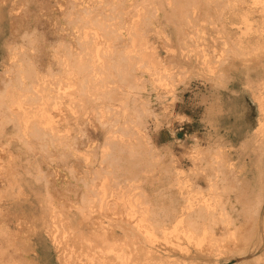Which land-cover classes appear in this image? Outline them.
Wrapping results in <instances>:
<instances>
[{
  "label": "rangeland",
  "instance_id": "374dc122",
  "mask_svg": "<svg viewBox=\"0 0 264 264\" xmlns=\"http://www.w3.org/2000/svg\"><path fill=\"white\" fill-rule=\"evenodd\" d=\"M124 1L126 5L120 13ZM74 8L121 21L126 27L132 26L137 13L145 16L152 12L149 24L146 20L142 24L148 27L143 45H149L143 55L153 74L147 68L137 69L139 86L127 88L126 102L121 95L110 97L102 93L104 81L97 75L98 65H87L88 70L77 65V52L85 43L78 38L77 26L85 24L84 30L95 27L101 33L102 29L92 21L75 18L77 14L70 16ZM246 11L241 0H0V264H19L24 259L33 264H65L72 259L73 241L63 232L56 241L48 230L52 218L57 220V212L63 216L65 211L63 220L71 229L82 227L80 230L86 234L93 233L92 225L82 224L76 212L72 191L75 168L85 172L88 184L102 185L106 179L113 186L107 190V194L111 193L108 199L116 198L112 194L115 190L126 200L134 195L150 200V207L163 210L162 218L174 215L179 207L176 182L184 175L210 201L217 195L224 200L231 196L232 192L225 190V176H231L232 171L239 181L247 179L251 191L257 190L255 151L264 140V113L256 97L264 96V65H244L240 50H230L244 40L242 17ZM254 14L252 19L258 27L261 19ZM104 39L100 37L99 41L105 43ZM32 47L33 60L25 64L30 66L31 75L23 76L11 57ZM232 61L234 65L230 64ZM46 78H57L58 87L64 81L72 85L68 94L58 96L60 108L51 107L50 111L55 114V133L79 141L81 149L91 155L84 164L73 155L64 157L63 146H57L55 141L50 148L39 134L31 132L25 138L20 126L23 117L13 115L18 103L22 106L25 101L29 104L21 109L30 112L32 120L39 117L35 112L46 104L39 99L24 100L20 93L24 87L37 86ZM88 82L101 96L86 93ZM136 98L147 108L141 116L145 124L141 132L148 135L141 147L122 116L125 113L130 120L138 113ZM40 130L43 136L53 138V133ZM132 147L137 149L133 157L142 158L140 154L144 153L148 164L142 171L137 164H126ZM118 156L122 164L116 161ZM210 160L214 162L210 164ZM212 164L226 172L218 188H210L206 179L209 173L216 174L215 170L211 173ZM52 177L60 184L49 195ZM67 193H72V201ZM133 214L131 221L136 232L140 226L144 229L145 216L137 208ZM169 223L166 232L173 231L169 238L160 227L155 229L151 244H145L138 233L130 232L137 241L134 247L145 248L146 255L148 247H153L166 264H264V204L256 234L247 239L246 253L228 260L223 255L224 258L193 256L196 253L191 249L192 256L177 253L179 244L187 241ZM117 232L121 234L119 228ZM176 232L180 234L176 236Z\"/></svg>",
  "mask_w": 264,
  "mask_h": 264
},
{
  "label": "bare ground",
  "instance_id": "6f19581e",
  "mask_svg": "<svg viewBox=\"0 0 264 264\" xmlns=\"http://www.w3.org/2000/svg\"><path fill=\"white\" fill-rule=\"evenodd\" d=\"M241 2L242 7L247 10L242 17L245 26L244 40L236 42L235 47L230 50L231 52L233 49L240 50V57L242 56L244 65H264V0H241ZM100 3L111 4L112 2ZM125 5L126 2L124 1L119 9L120 13ZM230 6L234 7L235 4L231 2ZM253 13H255V16H258V19H261L258 27H255L256 22L254 23L252 19ZM71 14H77L75 18L79 20L92 21L95 24H99L103 33L102 34L98 30L96 31L95 27H93L92 31H86L84 30V27H87L85 24L77 26L78 38L81 42H85L81 44L82 47L80 48L82 49L77 52V65H84L85 70L90 69V66L87 65H98L96 67L98 71L97 75L104 81L102 93L108 94L110 97L121 95L120 98H122L123 101L126 99L128 100L129 91L127 88L134 89L139 86L140 79L136 76L137 69L147 68L146 70L151 71V74H153L152 70L149 68L150 62L146 60L145 55H143V52L149 48V45H143L147 32L146 28L148 27H144L142 24L145 20L147 25L149 24L152 18V12H146L145 16L140 12L137 13L136 16H138V18L134 20L130 27H126L125 23H121V21L114 22L112 18L103 17L99 14L96 16L93 14L88 15L80 8H74L70 11V16ZM148 15L150 16L148 17ZM84 23L87 24V22ZM103 36L105 37L103 40L105 43L99 41V38ZM102 44H105V46L101 47ZM32 50L33 47L24 50L23 54L18 57H11V59L17 63L18 69L22 71L23 76L31 75L30 66L25 64L29 61L32 62ZM234 63L235 62L232 61L230 64L234 65ZM68 65H72V63H68ZM6 75L7 73H5L4 77H6ZM56 79L57 78H46L44 82H41L37 86L30 84V86L24 87L25 91H22L23 94L18 91V93L24 97V100L28 98L39 99L43 104H46V106L38 107L35 112L40 118L38 117L32 120L31 113L27 112L26 109H24L26 112L21 109L25 103L29 104L25 101L22 106L20 102L18 103V109L15 110L16 113H13V115L23 117L24 120L20 122V126L22 127L21 131L25 138H28L26 136H29L31 132H33L34 135L39 134V137L41 136L47 142V145L49 144L50 148L55 146V141L57 146H63L62 154L64 157L73 155V157L78 158L80 162L84 164L90 161L91 155L81 149V143H79V141H72L73 138L62 136L58 134V132L55 133V126L53 125L55 114L53 112V115L50 109L51 107L60 108L61 102L58 96L62 93L68 94L67 89L72 87L68 81H64L62 87H58V80ZM81 84L79 90L82 92ZM62 89L66 90L61 92ZM86 93L88 95L95 94L97 96L100 94L101 96V93L95 90L91 82H88ZM138 98L135 99L138 113L130 120L126 119L125 113H122V116L124 117L125 125L131 127L132 134L139 140L138 145L141 147L145 144V139L148 135L144 132V134H142L141 132V128L145 125L141 116L147 113V108L146 103H141L142 101L139 102ZM256 99L259 102L261 111L264 113V96H257ZM46 101L49 102L46 103ZM10 106H12V104L9 105V107ZM6 108V105H4L3 109ZM71 109H73V106H71ZM3 116H5V112ZM40 128L53 133V138L43 136V132ZM144 129L145 128H143V130ZM111 133L114 132H110L109 134ZM34 137L39 138L38 136ZM113 139H117V136L113 135ZM130 144H132V142ZM135 145L136 144H133V146ZM135 147L137 148V145ZM247 147L248 146H245L246 149ZM133 148L134 147L130 148V159L126 164H137L140 166L139 170L142 171L148 163L145 162L143 152L140 154L142 158L138 159L133 157L137 150ZM148 153L149 152H147V154ZM255 154L257 155V162L255 165L257 169V181H259L257 184L253 182L256 184L255 186H257L256 191H251L252 188L250 189L251 185L247 183V179L239 181L234 173L235 171H232L231 176H228L221 167H214L213 165L215 164H212L209 165L211 173L213 172L212 170H215L216 174L214 175L213 173L211 176L209 173L207 175L208 178L206 179L208 180L210 188H218L221 177L226 175L225 183L227 187L228 185L229 187H225V190L232 192L231 196L228 197L227 200H224L218 198L217 195L210 201L201 188H199L195 182H192L188 175H184L183 178L179 177L180 179L176 182L180 190L179 207L177 205V208L173 211L174 215L167 216V218L161 217L164 213L163 210L156 209V207L153 208L152 206L150 207V200H141L142 198L140 197L139 200L135 195L126 200L125 196L118 194V192H115L113 189L114 192L112 194L116 195V198L108 199L111 193L107 194V190H109V188L112 190L113 186L108 184L106 179L103 181L102 185L95 186L90 182L88 184L84 175L85 172H82L80 168H75L73 172H76L77 175L74 176L72 191H74L75 194L76 212H78L82 218L81 223L91 224L94 231L89 235L83 230H80L82 227L77 230L71 229L72 227L66 224L67 221L63 220V218H66L65 211L63 212V216L59 215L57 212L55 215L57 220L52 218V226L51 228L49 227L48 230L54 240L63 232L66 237L68 236L69 239L73 241V258L67 261L68 264H73V262L78 261L80 264H89L88 262H91V264H166V262L158 257L157 251L153 249V247L148 245V255L143 253L145 248L140 249L134 247V244L137 243L136 240H133L136 226L132 224L131 218L134 215V208H137L145 216L142 219L145 224L143 226L144 229L138 226L140 231L136 233L144 238L145 244H147V242L151 244V238L156 235L155 229L160 227H163L165 237L169 238V235L173 233V231L166 232L168 229L167 222L169 223L170 220L169 224L172 222L176 226L174 230L182 232L187 241V243L184 242L179 244V249L176 250L177 253L183 256H192V254H190V249L196 253V255L193 256H204V258L225 256L228 260L234 256L243 255L246 253L247 239L256 234V229L262 219L264 204V140L261 143V148H258ZM115 159L116 161L119 160L122 164L120 156ZM147 159L146 157V160ZM211 161L214 162V160H210V164L212 163ZM49 181L51 186L48 192L49 195H53L55 192L54 189H56V185L60 184V181H57L54 177L50 178ZM99 188H102V191H100ZM58 192L62 195L60 191ZM69 194L72 193H67L68 198L72 201V197L69 196ZM58 202L62 201L60 200ZM164 216L166 215L164 214ZM58 221H60V223H58ZM68 221L71 224L69 218ZM106 222L108 223L104 224ZM117 228L121 230V234H117ZM176 233H178L176 236L180 234L179 232ZM14 241L13 243L15 244ZM166 243L171 244L172 242L167 240ZM56 244L58 243L56 242ZM233 246L235 247L233 248ZM19 264L33 263L24 259L19 262ZM168 264L183 263H174L173 261V263L168 262ZM187 264H193V262Z\"/></svg>",
  "mask_w": 264,
  "mask_h": 264
}]
</instances>
